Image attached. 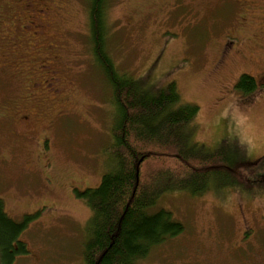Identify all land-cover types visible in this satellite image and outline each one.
Listing matches in <instances>:
<instances>
[{
	"label": "rangeland",
	"instance_id": "obj_1",
	"mask_svg": "<svg viewBox=\"0 0 264 264\" xmlns=\"http://www.w3.org/2000/svg\"><path fill=\"white\" fill-rule=\"evenodd\" d=\"M90 0H0V199L21 221L29 254L14 264H83L92 214L77 191L113 167L111 88L95 61ZM117 68L164 86L200 109L188 123L206 150L253 160L244 187L169 191L149 211L181 221L179 236L136 264H264V0H107ZM243 73L258 88L235 85ZM233 98L251 143L219 116ZM27 116V118H26ZM214 185V184H213Z\"/></svg>",
	"mask_w": 264,
	"mask_h": 264
},
{
	"label": "trees",
	"instance_id": "obj_2",
	"mask_svg": "<svg viewBox=\"0 0 264 264\" xmlns=\"http://www.w3.org/2000/svg\"><path fill=\"white\" fill-rule=\"evenodd\" d=\"M106 3L90 0L88 12L92 55L111 88L115 116L106 152L113 167L98 186L76 193L92 211L83 264H136L185 229L170 211H149L163 194L183 190L197 195L212 186L247 188L243 171L255 163L225 147L206 150L192 140L188 123L200 107L181 103L175 81L157 87L156 81L117 68L108 48ZM235 87L248 94L258 85L243 73ZM29 220L10 217L0 199V264H14L29 254L21 239Z\"/></svg>",
	"mask_w": 264,
	"mask_h": 264
},
{
	"label": "clouds",
	"instance_id": "obj_3",
	"mask_svg": "<svg viewBox=\"0 0 264 264\" xmlns=\"http://www.w3.org/2000/svg\"><path fill=\"white\" fill-rule=\"evenodd\" d=\"M219 116L229 121L230 138L234 137L241 145L251 143V137L247 133V129L251 126L249 115L235 98L224 105Z\"/></svg>",
	"mask_w": 264,
	"mask_h": 264
},
{
	"label": "flooded vegetation",
	"instance_id": "obj_4",
	"mask_svg": "<svg viewBox=\"0 0 264 264\" xmlns=\"http://www.w3.org/2000/svg\"><path fill=\"white\" fill-rule=\"evenodd\" d=\"M26 118H27V116H26Z\"/></svg>",
	"mask_w": 264,
	"mask_h": 264
}]
</instances>
